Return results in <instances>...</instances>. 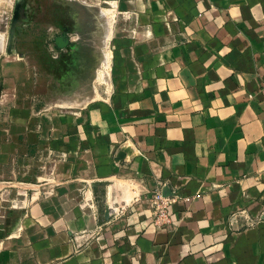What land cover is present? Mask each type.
I'll use <instances>...</instances> for the list:
<instances>
[{"label":"crops","instance_id":"1","mask_svg":"<svg viewBox=\"0 0 264 264\" xmlns=\"http://www.w3.org/2000/svg\"><path fill=\"white\" fill-rule=\"evenodd\" d=\"M111 1V90L90 112L106 202L48 221L32 257L264 264V0Z\"/></svg>","mask_w":264,"mask_h":264},{"label":"rangeland","instance_id":"2","mask_svg":"<svg viewBox=\"0 0 264 264\" xmlns=\"http://www.w3.org/2000/svg\"><path fill=\"white\" fill-rule=\"evenodd\" d=\"M119 6L0 0V264H37L48 221L106 202L90 112L111 90Z\"/></svg>","mask_w":264,"mask_h":264},{"label":"built area","instance_id":"3","mask_svg":"<svg viewBox=\"0 0 264 264\" xmlns=\"http://www.w3.org/2000/svg\"><path fill=\"white\" fill-rule=\"evenodd\" d=\"M162 188L163 186L159 184L145 200L156 220L167 219L170 215V207L176 201L175 198L166 196Z\"/></svg>","mask_w":264,"mask_h":264},{"label":"bare ground","instance_id":"4","mask_svg":"<svg viewBox=\"0 0 264 264\" xmlns=\"http://www.w3.org/2000/svg\"><path fill=\"white\" fill-rule=\"evenodd\" d=\"M2 45H3V44H2ZM2 45H1V46H2Z\"/></svg>","mask_w":264,"mask_h":264}]
</instances>
